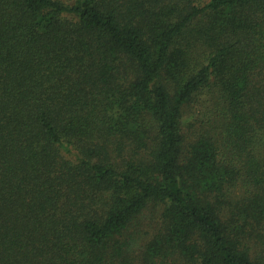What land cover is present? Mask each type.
<instances>
[{
	"label": "trees",
	"instance_id": "16d2710c",
	"mask_svg": "<svg viewBox=\"0 0 264 264\" xmlns=\"http://www.w3.org/2000/svg\"><path fill=\"white\" fill-rule=\"evenodd\" d=\"M0 264H264V0H0Z\"/></svg>",
	"mask_w": 264,
	"mask_h": 264
}]
</instances>
